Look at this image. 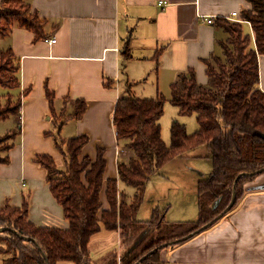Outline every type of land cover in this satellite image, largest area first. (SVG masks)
<instances>
[{"label":"crops","instance_id":"crops-1","mask_svg":"<svg viewBox=\"0 0 264 264\" xmlns=\"http://www.w3.org/2000/svg\"><path fill=\"white\" fill-rule=\"evenodd\" d=\"M27 2L42 23L41 34L15 25L0 39V51L11 49L20 64L21 86L15 94L22 96L21 116L0 121L13 125L9 132L17 127L21 130L15 138L18 142L9 150L11 163L9 158L0 163V208L7 204L22 208L27 203L29 219L36 225L68 229L64 209L50 190L47 169L39 162L42 155L58 162L60 151L53 132L57 130L63 139L88 136L83 155L95 159L103 149L106 181L119 179V166L128 163L133 154L126 142L117 139L114 113L118 101L130 95L170 98L171 85L190 71L195 72L199 84L206 85V62L223 56L221 43L228 39L218 20L238 21L232 13L241 15L250 6L247 0ZM245 24L252 31L250 24ZM126 45L130 58L124 56ZM263 67L264 61L262 90ZM79 100L87 107L77 118L74 114ZM157 175L162 174H153L149 181ZM125 187L119 183L121 192ZM183 199L189 198L183 194ZM102 200L104 208H109L104 192ZM149 203L152 213L155 208L163 210L154 200ZM172 210L173 206H165L167 214ZM171 219L174 223L192 221L181 211ZM170 223L165 218L164 224ZM150 230L145 229L140 236L146 233L145 238ZM117 232V253L122 257L126 250H121ZM108 256L98 261L90 255L97 264H106ZM5 257L0 254V264ZM156 263L264 264V173L246 186L244 197L229 215L189 241L163 249Z\"/></svg>","mask_w":264,"mask_h":264},{"label":"trees","instance_id":"trees-1","mask_svg":"<svg viewBox=\"0 0 264 264\" xmlns=\"http://www.w3.org/2000/svg\"><path fill=\"white\" fill-rule=\"evenodd\" d=\"M247 2L250 7L242 11L240 21L219 19L217 22L228 39L221 43L223 56L206 62V85L199 84L195 72L190 71L181 74L171 85L170 98L162 94L156 98L130 95L118 101L114 113L117 139L126 142V148L133 154L128 163L119 166V179L106 181L103 149L95 159L83 155L89 142L85 135L56 142L64 157L63 169L51 156L39 157L47 169L50 190L63 207L70 226L68 229L38 226L29 219L27 203L22 208L7 204L0 208V228H6L0 232V254L6 256L3 264H95L89 244L101 224L120 231L121 239H128L133 231L161 227L165 211L159 208L153 210L147 221L137 218L146 197V185L153 174L161 173L168 163L198 145L209 146L214 163L210 177L199 182V220L182 224L178 235L154 241L138 253L130 252L137 238L123 255L121 264H136L146 255L139 264H158L163 249L189 241L203 226L212 227L234 210L244 197L246 186L264 173V90L260 87L264 0ZM30 13L27 0H0V39L15 25L41 34L42 23L35 13L33 16ZM130 53L126 45L124 56L130 58ZM19 71L20 64L13 51H0V121L21 116L22 96L15 94L21 86ZM168 100L182 115L195 114L199 123L198 132L191 136L184 125L173 122L170 147L162 139L160 125ZM86 107L85 101H77L74 116L80 118ZM20 131L17 127L0 137V153L10 149ZM7 161V156H0V163ZM120 182L136 190L132 202L128 203L125 192L120 191ZM235 183L237 200L227 210ZM191 234L194 236L187 238ZM106 264H118L117 252H113Z\"/></svg>","mask_w":264,"mask_h":264},{"label":"rangeland","instance_id":"rangeland-1","mask_svg":"<svg viewBox=\"0 0 264 264\" xmlns=\"http://www.w3.org/2000/svg\"><path fill=\"white\" fill-rule=\"evenodd\" d=\"M32 14L33 13H30L31 16H33ZM246 26L249 27L247 24ZM263 61L264 55L260 56V87L261 85L263 86ZM3 102L5 103V100H3ZM6 106L7 104L4 107ZM2 109L5 110V108ZM175 121L184 125L186 127L187 133L191 136L195 135L199 130V123L195 114L182 115L179 108L174 106L168 100L165 104L164 115L160 120L162 139L168 147H170L171 145V127L173 122ZM12 127L13 125H11L8 121L0 123V137H3L6 133H8L9 129H11ZM61 139L62 138L59 136L57 130L54 131V143L56 144V142L61 141ZM18 140L19 139H15L11 143L10 149L14 146L15 143L18 142ZM56 149L58 150L57 147ZM9 150L7 152L0 153V156H7L9 158ZM58 154L59 156H57L56 158L59 157L57 161L60 164L58 162L57 163L59 167L63 169L65 168L64 157L62 153L59 152ZM9 163H11V158H9ZM213 171L214 163L211 157L209 146L198 145L194 149L187 150L181 157L175 158L170 163H168L164 167L163 173L161 172V176L157 175L156 177L151 178V180L149 181L147 198H145V202L142 209L138 213L137 218L138 220L150 219L152 212L150 207L151 203L149 202L150 199H152L157 203V206L163 208V210L161 209L163 212L165 211V206H173V210L170 212L168 211L169 214H167V212L165 211L166 220L171 221L172 223L163 224L158 228H152V231L150 230V234L144 238L140 248L135 249L137 250V253L140 252L143 248L149 246L154 241H157L164 237L170 238L180 234V232L182 231L181 228L183 227L181 225L186 224L185 222H188V220H179V222L174 223V220L171 219L173 214L176 216L177 213L181 211L182 216H190L191 219L189 220L192 221L189 222H195L199 220V182L208 179ZM125 189L127 200L132 202L134 199L135 189L132 187H125ZM183 194L187 195V198H189L187 199V201L183 199ZM149 195H152V197H150ZM217 203H215V205ZM180 207H182L183 210H181ZM142 232L143 231L141 230L139 232L133 231L128 239H124L122 237L121 250H123L124 247V250H126L124 254L127 253L128 247L137 238H139ZM117 233V231L109 230L103 224H101L100 231L92 236L89 244V253L91 257L93 256L98 261H101L106 259L110 253L111 254L108 256V258L113 255V252H118L119 245L117 244L116 238L119 239V236ZM119 254L120 253H117L118 264H121L123 256L121 257L119 256ZM124 254L122 253V255ZM94 263L97 264L96 262Z\"/></svg>","mask_w":264,"mask_h":264},{"label":"water","instance_id":"water-1","mask_svg":"<svg viewBox=\"0 0 264 264\" xmlns=\"http://www.w3.org/2000/svg\"><path fill=\"white\" fill-rule=\"evenodd\" d=\"M244 175H246V173L239 175V177L237 178V180H239V178H241V177L244 176ZM236 187H237V184L235 183V185H234L233 198H232V201H231L230 205L228 206L227 210H230V209L235 205V203H236V200H237V198H236V192H235ZM210 225H211V224H207V225L203 226L200 230L196 231V233L199 234V233L205 231L206 229L209 228ZM5 230H6V228H0V232H1V231H5ZM145 234H146V233H143V234L137 239V241H136L135 244L133 245V247H132V249L130 250V252H132V251L137 247V245H138V244L141 242V240L144 238ZM193 236H194V234H191V235H189L187 238H191V237H193ZM187 238H185V239H187ZM166 246H167V245H166ZM147 256H148V255H146V256H144L143 258H141L140 261H139L138 263H136V264H139L140 262H142L145 258H147Z\"/></svg>","mask_w":264,"mask_h":264},{"label":"built area","instance_id":"built-area-1","mask_svg":"<svg viewBox=\"0 0 264 264\" xmlns=\"http://www.w3.org/2000/svg\"><path fill=\"white\" fill-rule=\"evenodd\" d=\"M232 17L233 18H236V19H238V21H240V13H238V12H234V13H232ZM209 22H211V21H209ZM56 40H52V42H55Z\"/></svg>","mask_w":264,"mask_h":264}]
</instances>
